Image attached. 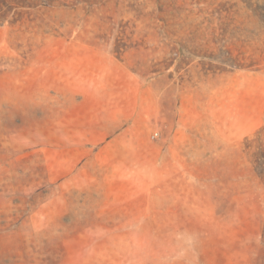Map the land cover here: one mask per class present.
Returning <instances> with one entry per match:
<instances>
[{
    "label": "rangeland",
    "instance_id": "rangeland-1",
    "mask_svg": "<svg viewBox=\"0 0 264 264\" xmlns=\"http://www.w3.org/2000/svg\"><path fill=\"white\" fill-rule=\"evenodd\" d=\"M0 264H264V0H0Z\"/></svg>",
    "mask_w": 264,
    "mask_h": 264
},
{
    "label": "crops",
    "instance_id": "crops-1",
    "mask_svg": "<svg viewBox=\"0 0 264 264\" xmlns=\"http://www.w3.org/2000/svg\"><path fill=\"white\" fill-rule=\"evenodd\" d=\"M160 110H159V105L158 102L155 101V107H154V121L158 120L160 117ZM175 151H178V147L176 144H174ZM161 144L158 141H154V161L157 162L159 161V157L161 155Z\"/></svg>",
    "mask_w": 264,
    "mask_h": 264
},
{
    "label": "built area",
    "instance_id": "built-area-1",
    "mask_svg": "<svg viewBox=\"0 0 264 264\" xmlns=\"http://www.w3.org/2000/svg\"><path fill=\"white\" fill-rule=\"evenodd\" d=\"M159 135V132L154 133V138H156Z\"/></svg>",
    "mask_w": 264,
    "mask_h": 264
}]
</instances>
